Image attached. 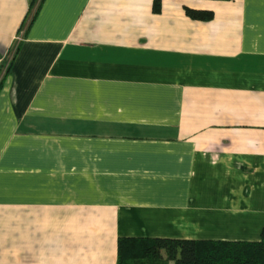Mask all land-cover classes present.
<instances>
[{
  "label": "crops",
  "instance_id": "crops-1",
  "mask_svg": "<svg viewBox=\"0 0 264 264\" xmlns=\"http://www.w3.org/2000/svg\"><path fill=\"white\" fill-rule=\"evenodd\" d=\"M152 3L0 0V264L260 238L264 0Z\"/></svg>",
  "mask_w": 264,
  "mask_h": 264
},
{
  "label": "trees",
  "instance_id": "trees-1",
  "mask_svg": "<svg viewBox=\"0 0 264 264\" xmlns=\"http://www.w3.org/2000/svg\"><path fill=\"white\" fill-rule=\"evenodd\" d=\"M160 7L161 0H153V11ZM185 13L198 20L213 16L211 10L189 7ZM6 73L0 71V84ZM117 264H264V227L258 240L119 237Z\"/></svg>",
  "mask_w": 264,
  "mask_h": 264
},
{
  "label": "built area",
  "instance_id": "built-area-1",
  "mask_svg": "<svg viewBox=\"0 0 264 264\" xmlns=\"http://www.w3.org/2000/svg\"><path fill=\"white\" fill-rule=\"evenodd\" d=\"M19 39V37H15L13 43L5 50L3 55L0 56V71L1 75L5 74L10 66V63L13 59L15 50H16V41Z\"/></svg>",
  "mask_w": 264,
  "mask_h": 264
}]
</instances>
